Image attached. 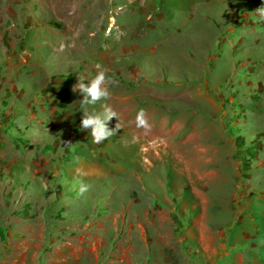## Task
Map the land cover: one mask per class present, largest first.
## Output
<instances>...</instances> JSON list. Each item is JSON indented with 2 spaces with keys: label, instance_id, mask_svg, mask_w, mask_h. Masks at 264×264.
I'll use <instances>...</instances> for the list:
<instances>
[{
  "label": "rangeland",
  "instance_id": "374dc122",
  "mask_svg": "<svg viewBox=\"0 0 264 264\" xmlns=\"http://www.w3.org/2000/svg\"><path fill=\"white\" fill-rule=\"evenodd\" d=\"M261 6L0 0V264H208L217 206L215 258L264 264ZM101 70L119 129L96 144L72 88Z\"/></svg>",
  "mask_w": 264,
  "mask_h": 264
},
{
  "label": "clouds",
  "instance_id": "9594fccd",
  "mask_svg": "<svg viewBox=\"0 0 264 264\" xmlns=\"http://www.w3.org/2000/svg\"><path fill=\"white\" fill-rule=\"evenodd\" d=\"M256 18L258 22H264V6H261L255 10ZM109 78L106 77L105 71L101 70L96 73V75L91 78L87 84H85L84 78H78L75 85H73L72 91L76 92L77 89L83 94V98L79 101L80 111L82 112V118L80 121V129H90L88 134L91 135L93 143L99 144L105 141V138L113 136L117 129V126L112 129L107 128V122L112 117L118 119L117 113L112 110L107 104L103 103L106 101L110 92L108 89ZM101 103L100 111H88V106H95L97 102ZM137 126L148 127L147 122L144 118L143 110H141L136 117ZM80 171L79 169L77 170ZM80 175H84L83 172ZM79 184V192L81 194L88 191L90 185L85 184L82 180L77 181Z\"/></svg>",
  "mask_w": 264,
  "mask_h": 264
},
{
  "label": "crops",
  "instance_id": "0c3cea01",
  "mask_svg": "<svg viewBox=\"0 0 264 264\" xmlns=\"http://www.w3.org/2000/svg\"><path fill=\"white\" fill-rule=\"evenodd\" d=\"M155 135H157L156 131H155ZM205 215L211 218L210 220L211 223L210 224L203 223V227L200 231L201 239L199 241L201 244V248L204 250V252L208 256L209 261L213 263L216 260L215 253L218 250L219 246H217V244L213 247L208 245L206 243L207 242L206 237L208 235H211L213 239L218 241L217 236L213 233L214 232L213 230L218 228L219 226H225L226 224L230 223L234 217L230 213H227L224 209L220 208V206L213 207L209 211H205L204 216ZM229 264H233V263L231 262Z\"/></svg>",
  "mask_w": 264,
  "mask_h": 264
},
{
  "label": "trees",
  "instance_id": "16d2710c",
  "mask_svg": "<svg viewBox=\"0 0 264 264\" xmlns=\"http://www.w3.org/2000/svg\"><path fill=\"white\" fill-rule=\"evenodd\" d=\"M230 237V236H229ZM230 243V244H229ZM228 244V251H230L231 249H233V248H237L238 246H239V244H237V243H235V242H229ZM219 254H220V258H217L216 260H215V262H213L214 264H229V263H231V260H230V257H229V255H227L225 252H224V250L222 249V250H220L219 251ZM201 259H203V257L202 258H200V259H198L200 262H199V264H203V262H202V260ZM262 262L264 263V260H262ZM208 264H212V263H208Z\"/></svg>",
  "mask_w": 264,
  "mask_h": 264
}]
</instances>
